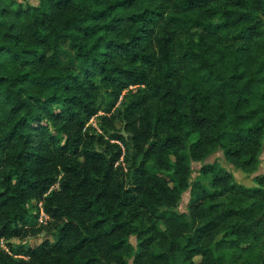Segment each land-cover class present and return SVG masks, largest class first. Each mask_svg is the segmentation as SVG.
Listing matches in <instances>:
<instances>
[{
  "label": "trees",
  "instance_id": "1",
  "mask_svg": "<svg viewBox=\"0 0 264 264\" xmlns=\"http://www.w3.org/2000/svg\"><path fill=\"white\" fill-rule=\"evenodd\" d=\"M37 1L0 0V264H264V172L190 180L259 168L264 0Z\"/></svg>",
  "mask_w": 264,
  "mask_h": 264
},
{
  "label": "rangeland",
  "instance_id": "2",
  "mask_svg": "<svg viewBox=\"0 0 264 264\" xmlns=\"http://www.w3.org/2000/svg\"><path fill=\"white\" fill-rule=\"evenodd\" d=\"M16 2H23V3H31V4H37V0H15ZM101 114V112H100ZM90 123L95 124L96 123V119L92 118L90 120ZM260 165L259 168L256 172L254 173H246L243 172L239 169H236L233 165H231L229 162H227L225 160V158L223 157V153L222 151H217L213 154H211L210 156H208L207 158H205L203 161H193L192 162V174H191V181H196V180H202L204 182V186L206 188V190H210V181L212 178V175L210 173L203 175L200 172V168L202 166H205L207 164H212V163H216L219 166H221L223 169L230 171L233 174L234 180L237 183L243 184L245 186H253L256 185L255 181H254V176L258 175L262 172H264V142H263V149L262 152L260 154ZM190 198V192L186 191L182 194L181 200L176 208L177 211L179 212H186L187 211V203L189 201ZM220 200H224L223 198H221ZM30 205H34V202H30ZM41 216L38 219V222H41L45 220V216L42 214V212L40 213ZM159 229H163V225L159 224ZM45 237H47L46 234H42L37 238H32L30 239L29 243L31 245L37 244L38 242H40L41 240H43ZM130 241L135 244L136 243V239L135 236H132L130 238ZM16 241H13V243H15ZM0 246L4 248V243L3 241L0 242ZM131 264V263H130Z\"/></svg>",
  "mask_w": 264,
  "mask_h": 264
},
{
  "label": "built area",
  "instance_id": "3",
  "mask_svg": "<svg viewBox=\"0 0 264 264\" xmlns=\"http://www.w3.org/2000/svg\"><path fill=\"white\" fill-rule=\"evenodd\" d=\"M43 214V213H42ZM45 217H46V215L45 214H43Z\"/></svg>",
  "mask_w": 264,
  "mask_h": 264
}]
</instances>
